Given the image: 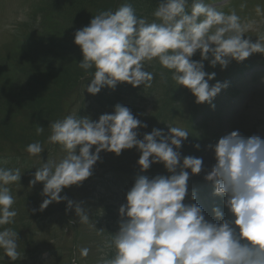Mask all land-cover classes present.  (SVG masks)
Instances as JSON below:
<instances>
[{
	"label": "clouds",
	"instance_id": "obj_1",
	"mask_svg": "<svg viewBox=\"0 0 264 264\" xmlns=\"http://www.w3.org/2000/svg\"><path fill=\"white\" fill-rule=\"evenodd\" d=\"M255 11L260 15L262 9L258 5ZM152 15L151 22L138 17L125 2L115 10L100 11L75 32L74 44L83 57L78 65L90 77L82 92L94 96L118 83L151 87L154 73L145 70V63L157 60L197 104L211 105L227 82L210 86L215 73H206L202 61L211 57V66L224 69L232 60L264 55V36L255 42L245 39L254 22H242L235 10L226 13L204 0H162ZM198 51L200 62L191 59ZM140 126L141 121L120 104L98 122L69 114L50 123L48 143L60 145L65 155L59 161L41 163L30 181L43 184L39 210L67 201L66 211L74 209L78 222L89 224L88 210L62 196V191L79 186L93 174L101 151L119 156L136 148L141 172L162 163L170 175L136 177L119 208V230L105 242L107 251H102L98 264H264V137H245L234 130L210 146L216 162L204 179L212 184L214 196L224 198L229 214L225 218L222 209L214 207L217 222H213L194 203L195 191L190 196L193 202L184 203L190 174L201 173L203 165L202 158L182 157L179 151L189 132L168 126L167 134L153 129L138 139ZM43 132V127L36 126L37 135ZM26 151L40 156L44 149L37 141L27 145ZM20 179L18 168L0 167V250L11 261L20 257L18 234L4 226L17 216L9 186ZM88 253L87 248L80 250L82 256Z\"/></svg>",
	"mask_w": 264,
	"mask_h": 264
},
{
	"label": "rangeland",
	"instance_id": "obj_2",
	"mask_svg": "<svg viewBox=\"0 0 264 264\" xmlns=\"http://www.w3.org/2000/svg\"><path fill=\"white\" fill-rule=\"evenodd\" d=\"M43 2L44 0H0V84L13 95L11 96L13 97L11 99L12 107H8L7 101H5L9 98H0V106L3 107L2 119H7V123H3L5 129H3V125L0 126L3 129L2 132L5 133L4 138L0 137V157H7L0 162V167H4L6 164L10 165L12 169L14 166L22 164L23 168L26 169L33 167L29 158L30 154L26 151L25 153L20 152L18 155L19 151L15 149L20 145L22 136L27 137L29 131L34 130L26 116H29L30 110L39 109L40 102L37 97L41 95V91L38 86L33 85L31 79L23 78L16 72V62L14 61L16 53L21 52L24 48V45L19 42L29 30L28 21ZM213 2L210 6L226 13L235 10L244 23L254 22L253 30L246 33L245 39H251L255 42L258 36H264V0H213ZM241 4H244L245 7L241 8ZM258 5L262 9L260 15H257L255 11ZM58 11L57 15L59 16L62 10L59 9ZM56 17V15L46 16L43 24L49 26L50 19ZM57 20L56 23L60 26L64 24V17H58ZM210 60L211 57L202 61L203 70L215 73L217 78L235 82L233 90L226 91L224 88L216 96L220 98L217 115H205L204 110L193 114L192 112L197 108V103L192 93L187 92L180 100V112L174 126H181L190 134L179 150L182 157L194 156L203 160L202 171L198 174L200 179L195 184L188 186L189 195L186 196L184 203L193 202L190 201V196L195 191L196 200L194 203L203 208L206 219L217 222L212 215L214 207H220L225 218H229V214L223 205V201L213 195L212 184L204 179L206 173L216 162L214 152L210 147L218 142L214 128L217 126L218 129L223 130L222 137L234 130H238L245 137L255 134L264 137V55L253 54L242 62L232 60L224 69L220 65L211 66ZM194 61H201L199 51L195 54ZM240 68L253 69L247 70L246 75L239 77L236 75ZM36 70L42 79L52 85L56 84V74L41 68ZM60 76L61 78L64 77L63 75ZM63 82L67 85L70 83V79L64 77ZM57 85L60 86L58 83ZM74 95L75 92L71 96ZM35 96L37 99L34 98ZM47 96H44L43 100H46L47 106L53 105L50 103L53 99ZM87 96L93 98L95 95L88 94ZM166 97L174 100V96L168 92ZM18 101L30 108L22 110V108L17 107ZM119 104L128 107L123 99L119 100ZM70 106L72 103L69 100L64 109L71 108ZM139 106V114H143L145 111L153 114L157 112L153 107H150L149 101H143ZM43 107L45 108V105ZM140 116L136 118L141 121ZM85 117L92 121L98 122L99 120H94L89 114L81 118ZM194 120L201 125L197 131L193 128ZM153 129L163 130V127L157 119L154 121L148 116L142 117L141 126L137 129L138 139H143V136ZM56 146L53 151L49 152L50 156L44 158V162L47 160L59 161L65 155L61 146L58 144ZM95 147L92 148L93 152ZM43 152L38 160L43 156ZM139 156L140 153L136 148L123 150L119 156L101 151L100 158L92 169L93 174L79 186L73 185L63 190L69 193V198L67 197L69 200L82 203L88 210L90 223H79L74 209L66 211L67 201L50 204L43 210L51 213L44 216L45 219L31 221L26 223L27 225L20 224L16 229H13L18 234V251L20 253L19 259L13 263L98 264L102 251H107L104 248L105 242L110 239V235L116 234L119 230L121 219L119 208L126 203V193L133 186L136 177L144 173L141 172L137 164ZM14 158H18L16 162H14ZM154 168L165 169L162 163H156L151 165L147 171ZM18 169L21 171V168ZM144 175L149 178L152 177L151 174ZM32 179L26 181L27 179L23 178L20 185H14L11 188V194H15V197L22 201L19 205L16 203L18 201L15 200L13 205L17 215L25 214L30 207L34 210L40 209V207L35 206V203L41 205L44 199L41 195L43 184L36 183L37 186L31 191L24 189V183L30 184ZM33 187L34 185L30 186V188ZM63 191L62 196H64ZM17 220L15 217L14 221L18 223ZM4 227L12 228V225H5ZM83 248L89 249L87 256L80 254V250ZM6 258L3 251L0 250V262L5 261Z\"/></svg>",
	"mask_w": 264,
	"mask_h": 264
},
{
	"label": "trees",
	"instance_id": "obj_3",
	"mask_svg": "<svg viewBox=\"0 0 264 264\" xmlns=\"http://www.w3.org/2000/svg\"><path fill=\"white\" fill-rule=\"evenodd\" d=\"M51 1L53 3V7L50 10L49 15L54 16L59 12V7L64 8V10L60 12V14L64 15V24L60 26L59 24L52 25V23H50L49 26L44 27V31L46 33L43 35L44 37L39 36L33 43V47L24 45V48H22L23 50L16 53L14 61L16 62V72L23 78L31 79L33 85L36 87L38 86L41 91V95L34 97H37L40 102L38 107L39 109H36L35 111L30 110L31 112H28V115L30 121L33 119L40 120L39 122H42V124L39 126L45 128L48 133H50V129L48 128L49 124L57 120L55 114L57 108L61 107L63 97H65L64 95L72 87L80 86L81 79L88 77V83L90 80V77L78 65V63L82 61L83 57L79 47L74 44L75 32L88 25L92 17L100 11L112 9L116 6V4L123 3V0ZM125 1L132 5L138 17H143L149 22L155 19L152 13L162 2V0ZM52 29L54 31H52ZM38 68L45 69L50 73L56 74V84L52 85L48 81L42 79L39 76V73H37L38 71L36 69ZM145 70L154 73V80L152 81L151 87L140 86L133 88L127 83H118L114 89L104 87L93 98H90L91 103L89 108L94 113H98V110H100V113L111 111L114 110V107L117 104H119V100L123 99L125 104H128V107L133 108L130 110L135 117L141 115V121L144 116H148L151 119L153 118L154 121L157 119V116L160 115L165 118L171 116L177 111L178 106L173 99L166 97L167 92L173 96L179 95L176 84L171 79V73L167 69H164L157 60L146 62ZM60 75L68 77L70 79V83L67 85L64 84V77L61 78ZM57 83L60 84V86H58ZM46 95H48L47 97L53 99L50 102L53 105L47 106L48 104L46 100H43ZM84 95L85 94L82 90L77 92V96L79 98H83ZM11 96H13L12 93L8 92L6 89L0 91V98H8ZM12 98L13 97L5 99L8 107H12ZM147 100H150V106L153 104V108L157 112L153 114L145 111L143 114H139L140 103ZM44 105L45 108L43 107ZM17 107L22 108V110L30 108L25 107L21 101H18ZM2 114L3 107L0 106V126L3 125V129H5L4 124L7 123V119H2ZM34 126L36 128L37 125ZM3 129L0 127V135L3 134ZM23 139L24 137H22L21 142ZM33 142H36V140L32 138L28 141V145ZM68 194L69 193L67 192L63 195L69 198ZM37 205H39V203H37ZM24 217L30 222L32 219V222L45 219L41 213L34 214V211L31 209L24 214Z\"/></svg>",
	"mask_w": 264,
	"mask_h": 264
}]
</instances>
